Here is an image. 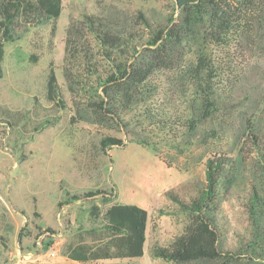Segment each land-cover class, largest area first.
<instances>
[{
	"label": "rangeland",
	"instance_id": "rangeland-1",
	"mask_svg": "<svg viewBox=\"0 0 264 264\" xmlns=\"http://www.w3.org/2000/svg\"><path fill=\"white\" fill-rule=\"evenodd\" d=\"M257 5L259 14L247 35H234L213 48L226 112L196 122L194 129L189 127L187 98L167 68L151 78L157 89L147 104L150 116L142 115L144 108L138 106L117 118L92 103L100 99L97 81L113 68L95 30L121 36L143 51L151 31L165 25L169 15L177 17L174 0H63L58 19L25 32L21 22L16 24L14 34L20 38L5 43L0 63V264H81L67 252L80 234L91 241L85 229L101 225L91 221L89 206L95 202L104 211L112 203H135L143 194V178L155 183L143 255L83 264H209L166 262L151 250L167 246L183 232L187 217L169 194L188 199L195 183L205 179L206 159L216 152L238 157L235 176L222 187L218 202V246L223 252L244 248L251 238L247 203L252 175H264V160L243 143L250 119L264 155V0ZM131 54L127 52L128 59ZM51 63L64 108L46 98ZM200 114L195 107L193 119ZM109 135L123 138V144L102 151L100 139ZM97 188L110 194L109 203L97 196L58 205L67 192ZM50 238L53 243L45 248Z\"/></svg>",
	"mask_w": 264,
	"mask_h": 264
},
{
	"label": "trees",
	"instance_id": "trees-1",
	"mask_svg": "<svg viewBox=\"0 0 264 264\" xmlns=\"http://www.w3.org/2000/svg\"><path fill=\"white\" fill-rule=\"evenodd\" d=\"M257 3L258 0H174L177 17L171 14L165 25L154 28L146 39L147 47L143 51H139L133 43L124 41L121 36L95 30L106 47L104 54L110 58L113 68L105 79L97 81V87H101V93L98 94L100 99L93 100L92 103L99 110L117 118L138 106L144 108L142 115L150 116L147 104L157 89L152 85L151 78L167 68L173 71L172 81L181 96L187 98L191 111L188 119L191 129L200 120L224 114L225 104L219 93L222 75L214 63L213 48L226 44L234 35H247L252 30V23L259 14ZM62 6L63 0H0V63L4 58L5 43L20 38L19 34H14L18 22L24 25L21 30L25 32L30 26L58 19ZM141 16L144 24L151 26L142 14ZM68 50L69 48L68 55H71ZM130 50L132 58L128 59L127 52ZM66 76L68 77V72ZM86 85L84 83L82 86ZM94 92L97 93V88ZM46 98L61 108L65 107L52 63L47 76ZM195 107L201 113L199 120L192 117ZM246 123L243 143L246 141L250 145L249 152H258L260 159L264 160V155L259 152L261 137L254 131V121L248 119ZM163 126L167 127L166 124ZM122 144L123 138L110 135L102 137L99 142L102 151ZM242 150V146L239 147L237 154ZM235 158L238 157L222 152L210 155L205 162V179L195 183L188 199L169 194L188 222L183 232L167 246L155 245L152 248L154 257L175 263L201 261L230 264L239 260L240 264H251L257 259L264 261V175L261 174L252 175L254 179L247 203L251 238L237 252H223L218 246V202L222 198V187L235 176ZM241 161L242 157H239L238 162ZM154 185L152 180L143 178V194L135 203H112L102 211L100 205L92 202L87 210L90 219L92 222L100 220L101 225L85 229L91 241H86L80 234L67 256L81 264L104 258L142 256L147 239L149 196ZM66 194V199L58 202L59 206L97 196H100L103 204L110 202V194L100 188ZM47 230L52 229L48 227ZM23 231L24 227L18 232V241L24 236ZM52 243L50 238L44 242V247L49 248Z\"/></svg>",
	"mask_w": 264,
	"mask_h": 264
}]
</instances>
